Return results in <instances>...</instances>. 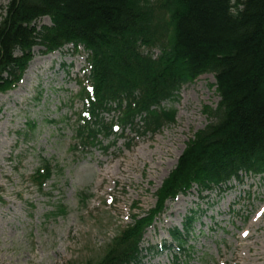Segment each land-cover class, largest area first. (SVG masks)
<instances>
[{
  "label": "rangeland",
  "instance_id": "obj_1",
  "mask_svg": "<svg viewBox=\"0 0 264 264\" xmlns=\"http://www.w3.org/2000/svg\"><path fill=\"white\" fill-rule=\"evenodd\" d=\"M9 2L0 0V8ZM71 54L68 48L49 61L51 54L36 48L40 65L26 71V85L0 94V264L97 263L132 216L155 207L157 190L219 102L213 76L202 75L163 104L175 117L156 133L127 131L103 141L114 146L107 151L83 148L76 95L86 58ZM104 118L111 122L113 114ZM44 165L50 171L40 188L34 178ZM263 178L243 175L231 190L202 195L194 187L168 203L155 231H147L141 264H264ZM191 213L184 252L148 251L168 246L170 230L184 232Z\"/></svg>",
  "mask_w": 264,
  "mask_h": 264
},
{
  "label": "trees",
  "instance_id": "obj_2",
  "mask_svg": "<svg viewBox=\"0 0 264 264\" xmlns=\"http://www.w3.org/2000/svg\"><path fill=\"white\" fill-rule=\"evenodd\" d=\"M43 18L48 26H38ZM67 44L88 53L76 127L84 148L107 151L98 137L116 139L126 128L154 134L172 123L175 112L162 105L199 76H213L219 98L157 190L155 209L133 219L95 264H140L145 229L193 185L211 191L241 172L264 175V0H10L0 8V93L17 87L35 47ZM111 112L120 134L103 119ZM49 171L36 172L40 188Z\"/></svg>",
  "mask_w": 264,
  "mask_h": 264
},
{
  "label": "bare ground",
  "instance_id": "obj_3",
  "mask_svg": "<svg viewBox=\"0 0 264 264\" xmlns=\"http://www.w3.org/2000/svg\"><path fill=\"white\" fill-rule=\"evenodd\" d=\"M59 54H60V53H54V54H51V55L48 57V60L51 61V60H54L55 58H58V57L60 56ZM38 63H39V62H38V60H36V59L32 62V64L30 65V67H29V69H28V71H27V73H29V75H31V74L34 73V70H36V66H37V65H40V63H39V64H38ZM27 79H28V76L25 77V79H24V81H23V83H22V86H23V85H26ZM229 201H230V200H228V203H229Z\"/></svg>",
  "mask_w": 264,
  "mask_h": 264
}]
</instances>
